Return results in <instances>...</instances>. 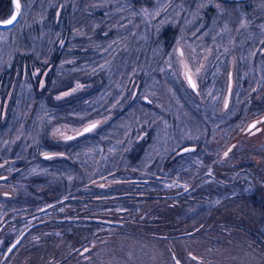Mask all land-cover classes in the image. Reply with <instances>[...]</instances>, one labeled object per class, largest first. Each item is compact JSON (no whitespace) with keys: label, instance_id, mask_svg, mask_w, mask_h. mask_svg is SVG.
Masks as SVG:
<instances>
[{"label":"rangeland","instance_id":"rangeland-1","mask_svg":"<svg viewBox=\"0 0 264 264\" xmlns=\"http://www.w3.org/2000/svg\"><path fill=\"white\" fill-rule=\"evenodd\" d=\"M20 4L0 29V258L45 221L6 263L264 264V0Z\"/></svg>","mask_w":264,"mask_h":264},{"label":"trees","instance_id":"trees-1","mask_svg":"<svg viewBox=\"0 0 264 264\" xmlns=\"http://www.w3.org/2000/svg\"><path fill=\"white\" fill-rule=\"evenodd\" d=\"M11 14V4H10V0H0V20H5L6 18H8L9 17V15ZM53 74V71L51 70V72L49 73V75H47L46 76V79L47 80H49V78H50V76ZM37 85H36V83H35V85H34V91H35V95H34V97H35V99L37 100V99H39L40 97H42L43 96V94L45 93V90L46 89H42V90H40L39 92L37 91ZM51 94V93H50ZM46 102H52V100L50 99V97L48 96L46 99ZM36 102V101H35ZM71 105L70 104H65V105H63V106H58L57 108H56V112H60L59 113V115H61V114H63V115H65L66 113H67V111L68 110H70L71 109ZM131 154L132 155H134V153L133 152H131ZM44 155V154H43ZM42 155V156H43ZM50 155V154H49ZM50 157V156H49ZM43 158V157H42ZM45 159V158H44ZM177 197V196H176ZM45 223V221H36V222H34V223H39L38 225H36V226H33V227H30L31 225H33L34 223H32L31 225H29L26 229H28V230H31V232L30 233H33V232H38V231H36V229H38L39 227H40V225H42L41 223ZM150 223H147V227H150ZM151 226H153L152 228L153 229H157V230H160L158 227H155V223H153L152 222V225ZM201 229V227L199 226V227H196L193 231H190V234H193L194 235V233H196V232H198L199 230ZM25 230V229H24ZM258 230V229H257ZM158 232H160V231H158ZM29 233V234H30ZM38 236H42V234L41 235H38ZM259 237V236H258ZM163 239H167V237H165L164 238V236L163 235H161V236H159L158 237V240H163ZM168 239H171V241L172 242H177V243H179V241H178V239H176V237L175 236H173V237H168ZM264 239V235L263 236H261V238L259 237V242L261 241L262 242V240ZM33 241V240H32ZM90 246H88V250H90V249H92L93 247H94V245L93 244H89ZM84 248V247H83ZM7 251V250H6ZM169 253V251L167 250V251H165V254H166V256H167V259H168V261H170L171 262V260H172V257L169 255H167ZM10 254V252L9 253H7L6 254V252L4 253V255L3 256H1L2 258H0V261L2 262V264L6 261V259H7V256ZM191 255L192 256H194L193 254H191V253H189L188 254V258L189 259H193V257H191ZM7 261H8V259H7ZM8 263H9V261H8ZM8 263H6L5 262V264H8ZM12 263V262H11Z\"/></svg>","mask_w":264,"mask_h":264},{"label":"water","instance_id":"water-1","mask_svg":"<svg viewBox=\"0 0 264 264\" xmlns=\"http://www.w3.org/2000/svg\"><path fill=\"white\" fill-rule=\"evenodd\" d=\"M15 2H17V0H10V4H11V14L9 15L8 18H6L5 20H0V29L2 30H6V29H10L11 27H13L16 22L18 21L19 17H20V13H21V7H20V12L17 14L16 11H15ZM19 4H20V0H18ZM21 6V4H20ZM13 15H16L17 16V19L16 21H14L12 24H6L5 21L7 20H10L12 18ZM190 83V86L191 88H193L192 86V83ZM253 122L249 124L248 126V129L251 128L253 126ZM92 125H95L94 123L93 124H90L88 126H86L83 130H82V133H88L89 131H85V129L87 128H90ZM194 148L192 146H189V147H184V148H181L178 153H185V152H190L192 151ZM50 155L49 154H44L42 157L43 158H48ZM39 223H34L33 225H31L30 227H33V226H36L38 225ZM4 224L0 226V230L3 228ZM28 229H25L22 233L19 234V236L11 243V245L7 248V251H6V254L11 252L17 245L18 243L20 242V240L22 239V237L24 236V234L26 233ZM191 257H194L191 255Z\"/></svg>","mask_w":264,"mask_h":264},{"label":"flooded vegetation","instance_id":"flooded-vegetation-1","mask_svg":"<svg viewBox=\"0 0 264 264\" xmlns=\"http://www.w3.org/2000/svg\"><path fill=\"white\" fill-rule=\"evenodd\" d=\"M263 120H264V115L261 116L259 120H256V119H255V120H252V121L250 122V123H252V122L254 123L253 126H252V128H253V127H256V126H257L260 122H262ZM258 161H259V160H258ZM256 162H257V160H255V164H256ZM240 168H241V165H240ZM258 189H259V188H258ZM255 190H256V188H255ZM255 192H256V191H255ZM237 194H238V193H236V195H237ZM247 194L250 195V196H252V197H254L255 195H256L257 197H259L258 193H247ZM247 194H246L245 196H242V194L239 193V194H238L239 197H236V200H239V202H240V200H241V201H242L244 204H246V206H247V205L250 203V201H249V196H247ZM226 199H227V197L224 198V200H223L224 202H223V204H222V206H223V212H224V211L226 212V208H225V205H226L225 202H227V201H225ZM228 199H230V197H228ZM239 209H241V203L239 204ZM4 225H6V224H4ZM240 227H241V226H240ZM1 230H2V229H1ZM1 230H0V232H1ZM260 230L262 231V234L264 235V227H261ZM23 231H24V230H23ZM23 231H22V232H23ZM242 231H243V230H241V229H240V230H237V229H234V230H233L234 234L242 233ZM22 232H21V233H22ZM30 232H31V230H27V231H26V233L24 234V236L22 237V239L20 240V242L18 243V245L21 244L22 240H24V239L28 236V234H29ZM237 235H238V234H237ZM18 236H19V235H18ZM14 240H15V239H14ZM14 240H13V241H14ZM13 241H12V242H13ZM12 242H11V243H12ZM11 243L8 244V247L11 245ZM18 245H17V246H18ZM17 246H16V247H17ZM8 247H7V248H8ZM16 247H15V248H16ZM15 248H14V249H15ZM14 249H13V250H14ZM86 249H87L86 246H84V250H86ZM6 250H7V249H6Z\"/></svg>","mask_w":264,"mask_h":264},{"label":"snow or ice","instance_id":"snow-or-ice-1","mask_svg":"<svg viewBox=\"0 0 264 264\" xmlns=\"http://www.w3.org/2000/svg\"><path fill=\"white\" fill-rule=\"evenodd\" d=\"M20 4H19V2H18V0H17V2H15V11H16V13L18 14L19 12H20ZM16 19H17V16L16 15H13L12 16V18L10 19V20H7V21H5V23L6 24H12L14 21H16ZM193 87H195V85L193 84L192 85ZM96 125H92L90 128H87V129H85V131H90L92 128H94ZM225 155H227V153H225ZM50 158V157H49Z\"/></svg>","mask_w":264,"mask_h":264}]
</instances>
